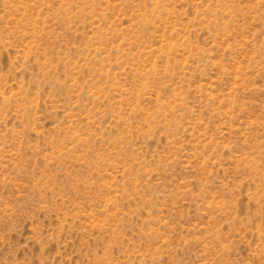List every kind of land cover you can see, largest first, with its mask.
<instances>
[{
	"label": "rangeland",
	"instance_id": "1",
	"mask_svg": "<svg viewBox=\"0 0 264 264\" xmlns=\"http://www.w3.org/2000/svg\"><path fill=\"white\" fill-rule=\"evenodd\" d=\"M0 264H264V0H0Z\"/></svg>",
	"mask_w": 264,
	"mask_h": 264
}]
</instances>
